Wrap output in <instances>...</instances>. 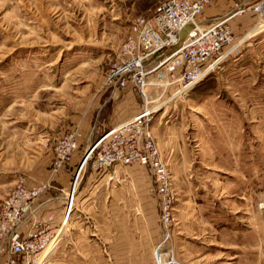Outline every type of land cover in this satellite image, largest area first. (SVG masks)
I'll use <instances>...</instances> for the list:
<instances>
[{"label": "rangeland", "instance_id": "1", "mask_svg": "<svg viewBox=\"0 0 264 264\" xmlns=\"http://www.w3.org/2000/svg\"><path fill=\"white\" fill-rule=\"evenodd\" d=\"M163 1L0 0V207L17 185L48 186L22 228L36 222L45 244L12 264H92L97 254L109 264H158L153 251L166 233L159 264H264V29L257 32L251 12L233 18H249L248 27L191 87L147 77L157 109L151 132L167 173L160 199L172 206L166 227L157 184L141 165L77 174L88 146L141 107L138 91L115 90L106 77L136 19ZM71 131L81 135L73 162L53 174L56 140Z\"/></svg>", "mask_w": 264, "mask_h": 264}, {"label": "built area", "instance_id": "2", "mask_svg": "<svg viewBox=\"0 0 264 264\" xmlns=\"http://www.w3.org/2000/svg\"><path fill=\"white\" fill-rule=\"evenodd\" d=\"M212 1L214 0H164L155 8L151 17L136 19L135 33L127 36L116 50V60L107 74L106 84L115 90L132 87L142 97L141 107L132 118L116 125L107 136L88 146L77 173L79 175L88 167L93 171H104L112 166L141 165L150 172L153 182L157 184L155 193L161 227H166L172 221V206L171 199H160L167 173L160 161L151 132V120L157 109L151 107V101L146 94L148 75L157 72L158 77L165 78V86L175 85L182 91L215 68L227 49L235 44L236 37L230 29V20L251 12L257 17V32L264 29V0L236 4L234 10L223 18L202 26L197 19ZM188 25L191 29L184 41L178 45V33ZM80 137L78 131H71L56 140L53 174L71 163ZM47 188V185L28 188L17 185L2 201L0 260H4L3 264H12V257L29 258L45 244L44 241H36V222L33 221L27 232H23L22 228L34 218L35 202ZM75 190L74 181L64 210L62 226L68 222L72 207L71 197ZM168 238L166 233L153 251V255L158 258V264L162 255L163 258L167 257L160 252V248ZM53 244H56L55 238ZM163 261L164 264H171L167 259Z\"/></svg>", "mask_w": 264, "mask_h": 264}, {"label": "crops", "instance_id": "3", "mask_svg": "<svg viewBox=\"0 0 264 264\" xmlns=\"http://www.w3.org/2000/svg\"><path fill=\"white\" fill-rule=\"evenodd\" d=\"M253 1L254 0H243V2H246L248 4L251 3V2H253ZM240 2H241L240 0H214L204 10V12L202 13V15L200 17H201V19L202 18L204 19V22L205 23L213 22V21H215L217 19L223 18L226 14L232 12L234 10L233 8H234L235 4H238ZM246 19H247L246 22H240V23H238V22H232L233 19L229 21V26H230V29H231V31H232L233 34L234 33H239L240 31L246 30V28L249 25V18H246ZM252 21H253V19H252ZM239 24H242V25L239 26ZM138 111H139V109H138ZM73 159H72V162H73ZM46 196H44L45 197V201L42 202V203H40V205L38 206L39 213H41V210H43L42 211V213H44L42 215L43 218L46 217V215H48L50 213V212H47L48 210H46V209H50L51 208V205H50L51 204L50 203L51 199L50 198L48 199V197H49L48 194ZM54 200H58L60 203L62 202L61 205L64 203L60 198H57V197H55ZM62 212H63V210H60L59 209L60 219L58 220V222L61 221ZM66 230L67 229H65L63 231V234L62 235L65 236ZM60 233H61V231L59 232V234ZM124 239H125V231H124ZM60 240H61V238L58 240V242ZM56 245H57V243H56ZM53 248H51L50 251ZM124 252H128V251H125L124 250ZM94 256H97V257L94 258ZM94 256H91V262H92V264H109V262H108L107 259H104V258L102 259V257H99L98 254L97 255H94Z\"/></svg>", "mask_w": 264, "mask_h": 264}, {"label": "water", "instance_id": "4", "mask_svg": "<svg viewBox=\"0 0 264 264\" xmlns=\"http://www.w3.org/2000/svg\"><path fill=\"white\" fill-rule=\"evenodd\" d=\"M191 29V27L190 26H186L183 30H181L180 32H179V34H178V45H180L183 41H184V39H185V36H186V33L189 31Z\"/></svg>", "mask_w": 264, "mask_h": 264}, {"label": "bare ground", "instance_id": "5", "mask_svg": "<svg viewBox=\"0 0 264 264\" xmlns=\"http://www.w3.org/2000/svg\"><path fill=\"white\" fill-rule=\"evenodd\" d=\"M189 26V25H188ZM191 27V26H190ZM185 28V27H184ZM183 30V29H182ZM180 32V31H179ZM179 34V33H178ZM187 34V33H186ZM150 85V84H149ZM52 245V244H51ZM51 245H49L48 247L45 248V250L43 251V254H47V252L50 250ZM163 256V255H162ZM166 263V262H165Z\"/></svg>", "mask_w": 264, "mask_h": 264}]
</instances>
